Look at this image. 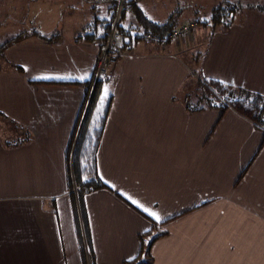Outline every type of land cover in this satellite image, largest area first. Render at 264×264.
<instances>
[{
    "label": "crops",
    "instance_id": "1",
    "mask_svg": "<svg viewBox=\"0 0 264 264\" xmlns=\"http://www.w3.org/2000/svg\"><path fill=\"white\" fill-rule=\"evenodd\" d=\"M114 1L47 0L45 36L58 38L30 37L5 50L0 264H123L143 255L140 235L152 220L168 222L149 264H264V132L232 109L187 111L175 99L192 75L181 44L136 41L146 33L136 19L124 32L110 93L108 85L106 97H114L97 152L99 174L112 190L85 196L86 234H79L84 220L67 151ZM229 25H210L201 70L264 94V15L249 12ZM11 119L30 141L13 145L17 134L5 128Z\"/></svg>",
    "mask_w": 264,
    "mask_h": 264
},
{
    "label": "trees",
    "instance_id": "2",
    "mask_svg": "<svg viewBox=\"0 0 264 264\" xmlns=\"http://www.w3.org/2000/svg\"><path fill=\"white\" fill-rule=\"evenodd\" d=\"M120 5L121 4L118 0L114 1L112 17L109 22L106 23L107 34L105 41L111 31L112 23L117 17ZM130 7L135 19L142 29H144L146 33H151L156 38L169 39L170 35L176 29L186 25L182 24L178 26L174 15L170 17L166 23H156L148 18V16L139 8L136 1L131 0ZM239 9H241L240 5L217 7L214 10L211 19L204 22V25L208 27L210 25L213 27H229V23L232 22L231 16L235 15ZM126 10L127 8L123 6L120 18L123 17ZM195 22L197 23V26L201 24L198 21H192L187 24ZM120 32V44H122L121 40L125 35L128 37L129 33H124L121 29ZM144 34H136L135 40H146ZM58 36L59 35L57 34L52 37H47L34 29L30 33H21L12 40L5 42L2 45V48L5 51L10 45L22 42L30 37H36L45 42H53ZM168 42H172V40H169ZM122 47L125 46L120 45V49H122ZM18 69L22 70L19 66ZM195 76L196 74L192 71L191 77L193 78ZM108 79L110 80L111 77ZM104 81H107V79L99 80L96 85L94 81L87 84L88 88L86 89V97L81 111V119L76 124L74 135L69 143L67 151L69 174L71 177V193L74 201L78 200V205L75 207L77 212L78 210L81 212L84 220V227H82L80 223H78L79 225L77 224V229L79 228V234L81 237L84 233L86 234V221L84 217L85 196L88 193L100 189L112 190L102 180L97 165V152L114 97L112 94H110L108 98L103 95L102 85L104 84ZM190 81L191 80L189 79L184 87L187 88L186 85H188ZM193 84V88H191L192 91H188L181 98H179V95L175 98L184 104L187 111L193 113L208 109H219L224 115L228 110L232 109L251 120L255 127L264 132V94L214 78H197ZM0 115L3 116V118H9L2 111H0ZM6 119L4 120L6 121ZM8 125L14 131V134H17L16 138L13 139V145H21L31 140V133L23 126H20V124H17L14 120H9ZM75 189L77 190L75 191ZM167 222L168 221L158 223L152 220V229L140 235L142 242L141 254L143 253L144 258L146 259L142 260L139 256L135 259L124 261L123 264L151 263L153 261L151 256L152 246L155 241L167 234L165 230L161 229Z\"/></svg>",
    "mask_w": 264,
    "mask_h": 264
},
{
    "label": "rangeland",
    "instance_id": "3",
    "mask_svg": "<svg viewBox=\"0 0 264 264\" xmlns=\"http://www.w3.org/2000/svg\"><path fill=\"white\" fill-rule=\"evenodd\" d=\"M45 1L47 0H0V69L5 66L3 61L5 51L2 48L5 42L12 40L21 33H30L34 29L43 35L47 34L48 28L45 25L47 20L42 13ZM118 1L122 4V7L125 6L127 8L120 20V29L125 32L128 31L131 23L136 26L137 22L132 9H130L131 0ZM141 5L149 15L162 23H166L173 15L176 18V24L189 23L192 20L201 23L187 39L176 41L177 44H181L178 50L179 55L190 65L193 73L196 74L195 77L190 78L191 81L186 85L187 88L184 87L179 93V98L183 97L188 91H192L191 88H193V83L197 78H209L201 70L200 64L204 57L205 42L208 36L211 35L213 28L210 26L205 27L204 22L211 19L217 7L240 5L241 9L231 16V19L237 23L249 12L264 15V0H141ZM121 12L119 9L117 16ZM106 18L108 19L109 15ZM101 28L99 26V33H102ZM126 37L125 35V41L128 38ZM159 47L163 48L162 46ZM103 83V95L106 97L104 89L107 88L108 90L109 85L110 93L113 82L112 80H107ZM5 128L8 131L10 130L8 124H6ZM140 258L143 259L144 256L142 255Z\"/></svg>",
    "mask_w": 264,
    "mask_h": 264
},
{
    "label": "built area",
    "instance_id": "4",
    "mask_svg": "<svg viewBox=\"0 0 264 264\" xmlns=\"http://www.w3.org/2000/svg\"><path fill=\"white\" fill-rule=\"evenodd\" d=\"M122 4L120 5V12L122 11ZM120 15L116 17L114 22L112 23L111 31L104 42L103 52L97 64V71L95 75V85L101 79H108L112 76L117 61L121 54L120 49V38L121 32L119 29L120 26ZM197 23H191L181 26L176 29L168 38H156L151 33H145V39L149 42H158L161 45H166L169 40L172 41H180L183 39H187L194 31Z\"/></svg>",
    "mask_w": 264,
    "mask_h": 264
},
{
    "label": "snow or ice",
    "instance_id": "5",
    "mask_svg": "<svg viewBox=\"0 0 264 264\" xmlns=\"http://www.w3.org/2000/svg\"><path fill=\"white\" fill-rule=\"evenodd\" d=\"M80 79H85V77H80ZM105 95H107V88H105ZM133 203H136L135 201H133ZM145 212H148V209L145 208L144 209ZM148 214L152 217H154L156 220H159L160 217L155 213V212H148Z\"/></svg>",
    "mask_w": 264,
    "mask_h": 264
}]
</instances>
